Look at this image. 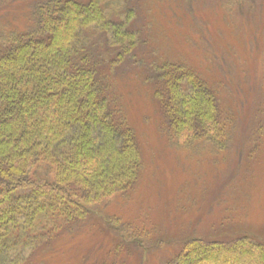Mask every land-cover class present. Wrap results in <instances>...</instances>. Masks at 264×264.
Wrapping results in <instances>:
<instances>
[{
  "label": "trees",
  "instance_id": "16d2710c",
  "mask_svg": "<svg viewBox=\"0 0 264 264\" xmlns=\"http://www.w3.org/2000/svg\"><path fill=\"white\" fill-rule=\"evenodd\" d=\"M263 46L264 0H0V264H264V233L225 201L264 145ZM161 155L174 184L151 220ZM208 169L224 217L164 227Z\"/></svg>",
  "mask_w": 264,
  "mask_h": 264
},
{
  "label": "rangeland",
  "instance_id": "374dc122",
  "mask_svg": "<svg viewBox=\"0 0 264 264\" xmlns=\"http://www.w3.org/2000/svg\"><path fill=\"white\" fill-rule=\"evenodd\" d=\"M198 0H193L194 3H196ZM260 0H257V3L259 4ZM233 6V4L231 3ZM234 7V6H233ZM141 12H145V10H141ZM214 26V32L211 31L210 34H214V39L220 40L219 43H221L222 38H219L215 31L218 27L221 29H225L224 31H227L231 27H223L220 19H213L211 20ZM184 27L187 29V37L190 35L189 30L187 28V25L184 24ZM233 27H236L237 29V41L238 42H246L248 40V37L250 36L247 25L242 21V19H239L236 21L235 25ZM225 33V32H224ZM230 39H232V31L229 32ZM182 37L185 38V36L182 34ZM257 43L261 46L260 41L257 39ZM183 41H178L175 45L178 49L182 50L185 47L182 45ZM220 48H224L220 44ZM247 46L245 45V48H241L239 45L236 44L234 47V53L235 57L243 58V61L245 60L244 53H247L249 55V58L254 59H261L262 55L261 53H258L256 48L252 52L247 51ZM262 54H264V46L262 49ZM264 57V55H263ZM141 111H146L144 106H141L138 113V120L141 123L142 118L144 115H141ZM134 115L137 116V111H134ZM148 115V114H147ZM141 129L145 130L144 127L141 124ZM151 132L150 128H147ZM149 134V133H147ZM149 136V135H148ZM147 136V137H148ZM147 142L149 143L148 149H145V157L148 160L151 159L149 156H151L153 151H155V148L157 146L155 145L154 138L153 139H147ZM152 151V152H151ZM165 156H157L154 157V168L156 169V173L153 172L151 176L152 189L147 188L144 190L143 194L145 197H142L145 200V207L148 211V217L151 220L155 219V210L159 206V210L168 211L169 207L167 206V200H169L170 193L172 190V180L169 176L161 177L163 174V170L167 169V171L171 170L168 169L170 165L172 166L173 162L172 159L165 158ZM152 163V162H151ZM252 169L249 176H247L246 179L241 180V184H239V187L235 185L234 191L231 195L225 198L226 204L230 206L232 204L233 208H237L238 205L239 211H241L242 216L245 218V224L250 227L257 228L261 233H264V145L258 152V155L256 159L252 161L251 163ZM150 169V166L148 170ZM174 176V175H173ZM225 183H221V188ZM237 188V189H236ZM232 189V188H228ZM185 195L184 200L182 202V205L189 210L187 215H181L180 219L174 218L171 215H168V213H165L163 215V218L165 220L161 219V222L163 223L164 227H167L168 229L171 228L173 231L177 225H180L181 227L184 226V228H191L192 231H201L206 226H209L212 223H216L219 221V219H222L224 217V207L217 208L214 206V199L219 195L221 192L220 189L216 188L215 186V175H213V170L208 169L207 171H200V176L197 177V189H183L182 190ZM205 191H207V198L203 199L201 196ZM209 192V193H208ZM211 193V194H210ZM190 198V200L188 199ZM147 199V200H146ZM161 208V209H160ZM216 208V210L212 211V209ZM240 213V212H238ZM127 214H130L129 211H127ZM182 220H184L182 222ZM179 221V222H177ZM152 222V221H150ZM197 231V232H198Z\"/></svg>",
  "mask_w": 264,
  "mask_h": 264
}]
</instances>
